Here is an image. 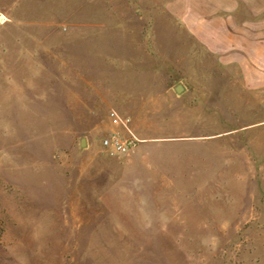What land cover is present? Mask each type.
<instances>
[{"label":"rangeland","instance_id":"1","mask_svg":"<svg viewBox=\"0 0 264 264\" xmlns=\"http://www.w3.org/2000/svg\"><path fill=\"white\" fill-rule=\"evenodd\" d=\"M237 36H264V0H0V264H264V84L243 49L223 60ZM111 111L191 137V188L154 190L163 213L110 188L130 152L101 145L126 133Z\"/></svg>","mask_w":264,"mask_h":264},{"label":"crops","instance_id":"2","mask_svg":"<svg viewBox=\"0 0 264 264\" xmlns=\"http://www.w3.org/2000/svg\"><path fill=\"white\" fill-rule=\"evenodd\" d=\"M209 22V24L205 25L206 28L213 29L218 24L221 30L224 28V26L225 28H228V25L225 24L223 16H220L219 18L215 17L214 21L210 20ZM217 22L218 24H216ZM260 23L261 22H259L257 25L258 28H260ZM220 39L221 40L219 45L223 47L220 53L221 56H223V60H225V62L229 61L231 59L230 56H232L230 52H235V55L238 56V54H240L241 52L240 48L243 49L251 56V61L254 64L253 69L249 72V69L246 66V61L242 60V63L245 64L244 67L242 66L244 71V79L254 86L264 84V36L252 38L237 36L235 39H232V37L226 39L222 37ZM204 44H207L211 50H216L214 49L215 42L213 44L212 41L207 40V42H204ZM233 45L235 47H233ZM234 59L237 60V57ZM176 88H179V86H177ZM131 99H135L134 101L131 100V106H134L133 103L135 102L137 104H135L134 107L140 106L138 105V103L141 104L145 100L140 92L138 93L137 97H133ZM120 102L123 103V101ZM137 138L139 139L137 145L132 150H130L125 158L122 159L124 161V164L122 166H118L119 170L115 171V173H112V176L110 178L113 182H115V184L110 186V188H112L113 191H118V199L120 198V192L123 191L126 193L127 190H131L132 197L136 199L137 196H135V193L134 191H132V189L145 188L150 192L146 199L145 197L140 196L141 202L138 203L140 205L139 211L147 214L163 213L165 211L163 208V203L159 201L161 200L162 196H158V194L155 193L154 190L164 188H191V184H185L186 182H191V137H168L160 135L141 136ZM168 147L176 149L172 160V172H174L176 175L172 177L171 181L164 180V177L162 175L163 170L157 168V164L155 162L156 159H158V152ZM91 157L92 166L94 165L95 161H99V159H102L98 154H91ZM128 181L130 182V184L127 183ZM142 182L145 183L143 184ZM117 203L127 205V202L125 200L118 201ZM131 203H133V205L135 203L137 204V202L135 201ZM170 204L171 203H169V205ZM174 205L175 204H172V206ZM123 211L135 210L124 209ZM174 211H179V209H175ZM147 219L159 220L161 218L150 217Z\"/></svg>","mask_w":264,"mask_h":264},{"label":"built area","instance_id":"3","mask_svg":"<svg viewBox=\"0 0 264 264\" xmlns=\"http://www.w3.org/2000/svg\"><path fill=\"white\" fill-rule=\"evenodd\" d=\"M110 118L113 125H121L126 133L112 131L102 138L101 145L109 154H125L137 145L139 139L129 129V117L120 116L117 112L111 111Z\"/></svg>","mask_w":264,"mask_h":264}]
</instances>
